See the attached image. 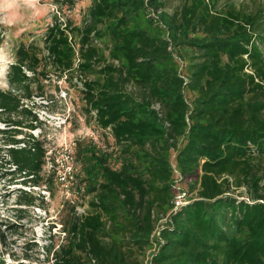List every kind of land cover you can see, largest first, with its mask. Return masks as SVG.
<instances>
[{
  "label": "trees",
  "instance_id": "obj_1",
  "mask_svg": "<svg viewBox=\"0 0 264 264\" xmlns=\"http://www.w3.org/2000/svg\"><path fill=\"white\" fill-rule=\"evenodd\" d=\"M54 3L44 47L21 41L9 87L0 88L4 159L23 185L39 186L47 162L44 142L30 132L40 120L27 103L43 94L40 75L49 78L52 65L62 77L75 56L85 69L101 64L93 23L107 11L92 8L79 26L64 13L77 0ZM144 5L162 35L158 55L140 65L176 55L185 73L172 71L174 90L186 89L192 107L177 94L166 99L162 116L154 107L160 77L139 93L128 90L127 75L116 66L103 87L82 79L86 112L113 143L105 149L77 143L85 182L79 192L90 206L81 214L72 206L54 264H264V10L229 0H180L171 11L167 0ZM4 36L0 25V47ZM176 115L182 127L173 125ZM177 179L189 202L172 212ZM21 192L20 205H33L35 197ZM155 241L159 249L149 257Z\"/></svg>",
  "mask_w": 264,
  "mask_h": 264
},
{
  "label": "rangeland",
  "instance_id": "obj_2",
  "mask_svg": "<svg viewBox=\"0 0 264 264\" xmlns=\"http://www.w3.org/2000/svg\"><path fill=\"white\" fill-rule=\"evenodd\" d=\"M100 1L77 0L75 7L64 9V13L80 26L92 8L107 11V16H99L93 23V45L101 64L85 69L75 56L73 70L62 77L50 65L46 71L49 78L40 75L44 85L42 96L36 95L27 101L40 120V127L30 132L47 148V162L39 186L23 185V178L13 174L14 167L4 159L8 145L0 135V264H54L55 252L65 241V228L74 216L72 206L76 205L78 214L90 206V198L79 192L85 182L81 181L77 143H95L105 149L113 139L108 130L99 127L87 114L82 79L103 87L111 77L108 69L116 66L125 71L128 90L139 93L143 88L150 89L154 77H160L161 82L154 90L159 101L154 107L162 116H165L166 99L177 94L187 107H192V95L186 89L174 90L172 71H178L177 75L182 77L185 73L176 55H163L151 65H140L149 56L158 55L155 42L162 35L149 21L154 13L145 8L147 0L140 7L137 2L126 0ZM229 1L249 11L260 7L264 10V0ZM179 3L180 0H167L168 9L171 11ZM57 9L54 0H0V25L5 35L0 47V88L9 87L7 72L21 41H37L44 47L45 33ZM183 119L188 122L186 116ZM179 124L182 127L176 115L173 125ZM2 128L6 126L0 121ZM179 185V190L186 188L184 184ZM24 189L35 197L33 205H20Z\"/></svg>",
  "mask_w": 264,
  "mask_h": 264
},
{
  "label": "built area",
  "instance_id": "obj_3",
  "mask_svg": "<svg viewBox=\"0 0 264 264\" xmlns=\"http://www.w3.org/2000/svg\"><path fill=\"white\" fill-rule=\"evenodd\" d=\"M175 171L178 174V171L177 170H175ZM179 181H180V179H177L175 182V188L177 190V196H176L175 201H174V208L172 209V212L177 211L180 207H182L183 205H185L189 202L187 200V193L185 192V190H183V189L179 190V186H180ZM166 221H167L166 218H163L160 221V224H159L157 230L155 231V233L153 234V236L157 237L160 235V231L164 227V224ZM158 249H159V244L157 241H155L154 245L152 246V248L148 252L149 257H151L154 253H156Z\"/></svg>",
  "mask_w": 264,
  "mask_h": 264
}]
</instances>
